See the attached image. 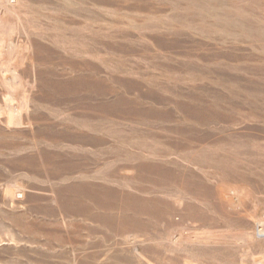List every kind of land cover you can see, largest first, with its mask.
Returning <instances> with one entry per match:
<instances>
[{"label":"rangeland","instance_id":"obj_1","mask_svg":"<svg viewBox=\"0 0 264 264\" xmlns=\"http://www.w3.org/2000/svg\"><path fill=\"white\" fill-rule=\"evenodd\" d=\"M0 264H264V0H0Z\"/></svg>","mask_w":264,"mask_h":264},{"label":"bare ground","instance_id":"obj_2","mask_svg":"<svg viewBox=\"0 0 264 264\" xmlns=\"http://www.w3.org/2000/svg\"><path fill=\"white\" fill-rule=\"evenodd\" d=\"M6 99H8V98H6ZM13 105V104H12ZM13 116V115H12ZM8 192H9V194L10 195H15V191L14 190H8Z\"/></svg>","mask_w":264,"mask_h":264}]
</instances>
